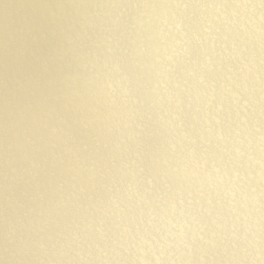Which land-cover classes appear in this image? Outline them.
Segmentation results:
<instances>
[{"label":"rangeland","instance_id":"1","mask_svg":"<svg viewBox=\"0 0 264 264\" xmlns=\"http://www.w3.org/2000/svg\"><path fill=\"white\" fill-rule=\"evenodd\" d=\"M259 3L0 0V264H253L244 249L264 243ZM49 11L68 27L63 71L79 78L58 102L27 82L10 95L6 65L19 63L5 45L54 55L51 36L34 40ZM97 58L115 66L102 88Z\"/></svg>","mask_w":264,"mask_h":264},{"label":"clouds","instance_id":"2","mask_svg":"<svg viewBox=\"0 0 264 264\" xmlns=\"http://www.w3.org/2000/svg\"><path fill=\"white\" fill-rule=\"evenodd\" d=\"M253 7H257L254 5ZM260 8H264V0H260L258 5ZM72 30H75V26H72ZM52 37L57 46L52 49L54 55L45 56L38 47H28L26 44H21L14 52H10V46L5 45L6 55L11 54L14 61H18L19 67L12 69L6 65V87L11 95L18 85H23L27 82L35 94L45 100L51 99L53 101H59L66 96V81L71 79L75 82L79 78L78 72H64L63 66L68 64L69 61L65 59L68 56L69 49L65 51V45L68 41V27L66 24L57 19L54 12L49 11L48 16L42 20V22L36 28V36L34 40L48 41L49 37ZM71 63L75 64L74 58L70 55ZM111 60L105 58L100 61L97 58V64L99 65L97 71L94 73L96 81H100L98 87L102 88V77H108L113 73V67H110ZM79 69L90 71L88 65H77ZM116 70L119 71L118 67ZM122 79L127 80V76H122ZM73 94H78L74 92ZM135 103V101H133ZM66 107V105H65ZM141 107L143 102L141 101ZM150 119V117H149ZM149 128L148 122L143 116L140 117V121L136 123L135 129L130 133L138 139L146 134ZM138 130V131H137ZM53 132L57 129L53 128ZM100 144H97V148H100ZM247 253V258L252 260L253 264L259 261L260 264H264V243L258 238L248 242V247L244 249ZM155 255V250L152 252ZM163 255V254H161Z\"/></svg>","mask_w":264,"mask_h":264},{"label":"bare ground","instance_id":"3","mask_svg":"<svg viewBox=\"0 0 264 264\" xmlns=\"http://www.w3.org/2000/svg\"><path fill=\"white\" fill-rule=\"evenodd\" d=\"M145 4V3H144ZM144 4H143V7H144ZM147 10V9H146ZM145 10V11H146ZM148 10H150V8L148 9ZM153 11H155V10H153ZM150 12V11H149ZM137 13V12H136ZM138 14V13H137ZM136 14V15H137ZM146 14V13H145ZM157 14V13H156ZM156 14L154 13V16H156ZM264 14V13H263ZM150 16H151V14H149ZM137 17V16H136ZM152 17V16H151ZM263 19V18H262ZM261 19V20H262ZM137 21H140V20H138L137 19ZM264 21V20H263ZM237 26V25H236ZM259 26V25H258ZM264 26V25H263ZM232 30V29H231ZM240 33V32H239ZM247 34V33H246ZM244 35V34H243ZM238 36V35H237ZM182 38V37H181ZM234 38V37H233ZM174 40V39H173ZM228 40H229V38H228ZM231 40V39H230ZM224 41V40H223ZM226 41V40H225ZM255 41V40H254ZM218 42V41H217ZM149 43V42H148ZM216 43V42H215ZM228 43V42H227ZM246 44V43H245ZM241 45V44H240ZM243 46V45H242ZM168 47V46H167ZM175 47V46H174ZM243 48V47H242ZM172 49V48H171ZM174 49V48H173ZM236 49V48H235ZM150 50V49H149ZM224 50V49H223ZM226 50V49H225ZM174 51H176V50H174ZM211 51V50H210ZM221 51V50H220ZM198 53V52H197ZM209 53V52H208ZM139 54V53H138ZM193 54V53H192ZM221 54V53H220ZM216 55V54H215ZM167 56V55H166ZM206 57V56H205ZM213 57V56H212ZM204 58V57H203ZM202 58V59H203ZM210 59V58H209ZM220 60V59H219ZM202 62H204V61H202ZM243 62V61H242ZM155 64V63H154ZM203 64V63H202ZM204 66V65H203ZM245 66V65H244ZM188 67V66H187ZM155 68H156V66H155ZM186 69V68H185ZM235 71V70H234ZM162 74V73H161ZM180 74V73H179ZM173 80V79H172ZM249 82V81H248ZM248 82H247V84H248ZM240 84V83H239ZM245 84V83H244ZM202 85V84H201ZM232 85V84H231ZM241 86V85H240ZM229 87V86H228ZM237 89V88H236ZM226 92V91H225ZM210 96V95H209ZM121 97V96H120ZM183 97V96H182ZM218 97V96H217ZM124 98V97H123ZM165 100V99H164ZM136 104V103H135ZM139 105V104H138ZM230 105V104H229ZM230 108V107H229ZM158 109V108H157ZM178 114V113H177ZM235 115V114H234ZM125 123V122H124ZM123 125V124H122ZM154 126V125H153ZM113 128V127H112ZM154 128V127H153ZM148 133V132H147ZM125 146V145H124ZM123 147V146H122ZM171 147V146H170ZM135 150V149H134ZM141 150V149H140ZM169 173V172H168ZM237 180V179H236ZM187 184V183H186ZM239 185V184H238ZM201 196V195H200ZM199 196V197H200ZM163 198V197H162ZM178 199V198H177ZM173 201V200H172ZM178 203V202H177ZM233 203V202H232ZM248 203V202H247ZM188 207V206H187ZM192 210V209H191ZM249 210V209H248ZM179 213V212H178ZM184 213V212H183ZM248 214V213H247ZM206 215V214H205ZM209 216V215H208ZM216 216H219V214L218 215H216ZM185 217V216H184ZM190 217V216H189ZM133 219V218H132ZM170 219V218H169ZM172 219V218H171ZM180 219V218H179ZM217 219V218H216ZM182 220V219H181ZM196 220V219H195ZM227 220V219H226ZM146 221V220H145ZM173 221V220H172ZM219 222V221H218ZM195 223V222H194ZM237 223V222H236ZM241 224V223H240ZM87 225V224H86ZM89 225V224H88ZM197 225V224H196ZM177 226V225H176ZM264 226V225H263ZM135 227V226H134ZM166 227V226H165ZM187 227V226H186ZM192 228V227H191ZM189 230V229H188ZM173 231V230H172ZM109 235V234H108ZM212 235V234H211ZM107 236V235H106ZM131 236V235H130ZM217 236V235H216ZM230 236V235H229ZM253 236V235H252ZM192 237V236H191ZM199 237V236H198ZM245 237V236H244ZM198 240H200V239H198ZM260 240V239H259ZM186 241V240H185ZM207 241V240H206ZM204 242V241H203ZM166 252V251H165ZM164 252V253H165ZM212 252V251H211ZM234 252V251H233ZM42 260V259H41ZM74 263V262H73ZM122 264H123V262H122ZM196 264V263H195Z\"/></svg>","mask_w":264,"mask_h":264}]
</instances>
